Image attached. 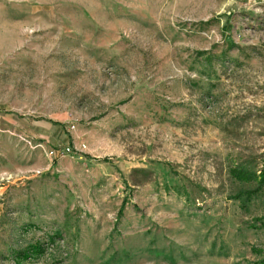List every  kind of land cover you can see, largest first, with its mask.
Wrapping results in <instances>:
<instances>
[{
	"label": "rangeland",
	"instance_id": "obj_1",
	"mask_svg": "<svg viewBox=\"0 0 264 264\" xmlns=\"http://www.w3.org/2000/svg\"><path fill=\"white\" fill-rule=\"evenodd\" d=\"M262 168L264 0H0V264H264Z\"/></svg>",
	"mask_w": 264,
	"mask_h": 264
},
{
	"label": "trees",
	"instance_id": "obj_2",
	"mask_svg": "<svg viewBox=\"0 0 264 264\" xmlns=\"http://www.w3.org/2000/svg\"><path fill=\"white\" fill-rule=\"evenodd\" d=\"M234 176H236L239 180L243 181V184L248 185V188L237 192L235 198L238 199H249V197L257 194L262 187L264 186V168H262L259 174H256V171L244 170V169H236L233 170ZM25 256V253H18V257Z\"/></svg>",
	"mask_w": 264,
	"mask_h": 264
}]
</instances>
